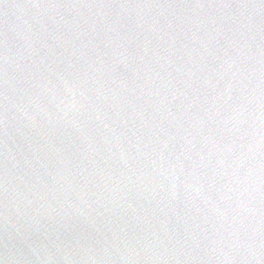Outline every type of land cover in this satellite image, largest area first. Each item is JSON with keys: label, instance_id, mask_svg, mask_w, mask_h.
Instances as JSON below:
<instances>
[{"label": "water", "instance_id": "95a60500", "mask_svg": "<svg viewBox=\"0 0 264 264\" xmlns=\"http://www.w3.org/2000/svg\"><path fill=\"white\" fill-rule=\"evenodd\" d=\"M0 264H264V0H0Z\"/></svg>", "mask_w": 264, "mask_h": 264}]
</instances>
